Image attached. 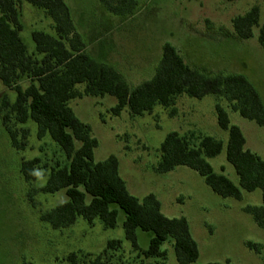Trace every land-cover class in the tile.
Listing matches in <instances>:
<instances>
[{
	"label": "rangeland",
	"instance_id": "obj_1",
	"mask_svg": "<svg viewBox=\"0 0 264 264\" xmlns=\"http://www.w3.org/2000/svg\"><path fill=\"white\" fill-rule=\"evenodd\" d=\"M64 1L84 52L117 71L130 89L153 76L162 46L169 43L186 64L207 76L244 75L264 105V48L258 41L259 27L264 25V0H135L134 8L124 14L110 12L99 0ZM253 6L259 9L258 24L251 37L242 39L234 32L232 19ZM20 22L19 35L28 54L40 61L42 56L35 50L31 32L38 29L54 34L51 19L23 0ZM26 84L23 81L21 85ZM75 89L80 94L69 100L68 106L89 125L91 136L97 140L94 160L116 155L119 175L130 194L141 200L153 193L163 215L186 218L198 248L197 258L189 264H264V228L245 210L261 204L260 190H241V199L221 197L186 166L166 173L156 170L160 143L169 132L176 131L190 144L210 135L222 139L224 145L219 155L208 158L209 163L215 172L238 185L237 175L225 158L227 133L217 125L214 105H221L230 122L240 128L245 148L263 159L264 127L241 117L222 95L198 99L181 94L170 106L156 105L141 115H133L125 107L115 116L111 113L114 97L86 96L83 85ZM15 95L14 88L0 82V264H70L67 257L72 253L77 263L100 256L110 264H158L159 259L143 257L125 239L120 209L113 228L105 227L99 219L87 223L77 217L69 226L53 229L40 219L43 212L66 200L64 190L48 194L39 188L51 168L67 159L48 135L37 138L33 121L20 123L8 106L2 107L3 97L11 103ZM6 127L16 132L22 146H11ZM33 158L39 159L33 170L35 177L26 181L20 164ZM136 236L140 250L145 249L150 235L137 229ZM110 240L119 244L107 248ZM161 248L164 263L177 264L172 242L165 241Z\"/></svg>",
	"mask_w": 264,
	"mask_h": 264
},
{
	"label": "trees",
	"instance_id": "obj_2",
	"mask_svg": "<svg viewBox=\"0 0 264 264\" xmlns=\"http://www.w3.org/2000/svg\"><path fill=\"white\" fill-rule=\"evenodd\" d=\"M22 1L0 0V82L6 88H14L16 93L11 103L3 97L2 107L8 106L20 123L33 121L37 138L48 135L67 159L66 163L51 168L39 188L48 194L64 190L66 200L43 212L40 219L53 229L69 226L77 217L87 223L99 219L105 227L113 228L120 209L124 213V237L143 257L159 259L158 264H165V251L161 245L170 240L177 264L193 262L198 256V248L186 218L163 215L160 201L153 193L146 194L141 200L130 194L119 175L116 155L95 161L97 140L91 136L89 125L68 106V101L80 94L75 87L83 85L82 93L86 96L114 97L116 104L111 107V113L117 116L125 107L131 114L141 115L156 105L170 106L181 94L198 99L222 95L232 102V109L241 117L264 127V105L255 87L242 74L207 76L191 68L174 46L165 43L153 76L130 89L117 71L84 52V43L64 0H24L42 9L51 19L54 30V34L38 29L31 32L35 50L42 56L37 61L28 54L19 35ZM99 1L114 14L130 12L136 2ZM258 20L259 9L253 6L244 15L232 19L233 30L240 38L247 39L252 36ZM258 41L264 48V25L259 27ZM23 81L27 82L25 87L21 85ZM214 110L217 125L227 133L225 158L237 175L238 185L225 174L215 172L209 163L208 158L219 155L224 145L222 139L210 135L198 137L197 143L190 144L176 131L169 132L160 143L156 170L166 173L176 166H186L203 177L212 191L221 197L241 199V190H260L261 204L247 206L245 210L258 226L264 228V159L245 148L243 133L230 122L221 105L215 103ZM6 130L13 148L24 144L19 145L15 131L9 127ZM25 135L26 130H23V137ZM38 162V158L21 162L20 171L26 181L34 179L33 170ZM137 229L150 235L145 249L140 250ZM118 244V240H110L107 248L112 249ZM67 258L70 264H110L100 256L81 263L76 262L75 253Z\"/></svg>",
	"mask_w": 264,
	"mask_h": 264
}]
</instances>
